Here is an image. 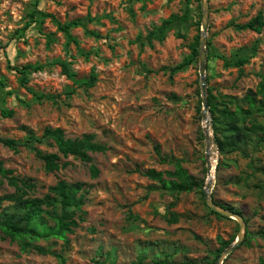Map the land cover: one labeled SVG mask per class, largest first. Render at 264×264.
<instances>
[{
  "label": "rangeland",
  "instance_id": "1",
  "mask_svg": "<svg viewBox=\"0 0 264 264\" xmlns=\"http://www.w3.org/2000/svg\"><path fill=\"white\" fill-rule=\"evenodd\" d=\"M260 12L264 16V0H209L206 78L214 96L242 99L257 90L264 75V28L259 34L236 26ZM75 20L87 25L71 28L77 43L67 46L59 24ZM160 30L163 41H148ZM201 34L198 0H0V137L24 143L51 127L71 139L94 134L107 146L105 153L91 154L100 170L92 178L90 165L80 159H62L69 166L48 173L34 148L15 152L0 143V162L16 176L32 179L34 196L46 195L61 180L84 184L85 196V204L74 210L79 221L74 233L33 242L46 254L23 251L0 232V264H62L57 254L64 264H203L216 258L223 241L237 239L239 221L212 214L203 194L209 180L207 124L199 56H192ZM223 58L248 63L226 66ZM59 60L70 63L74 79L53 65ZM28 64L43 69L30 71L23 85L15 68ZM92 72L98 80L87 87ZM3 110L14 116L4 117ZM251 119L264 124L263 115ZM256 143L253 136L241 145L247 157L229 155V165L214 171L213 200L239 210L247 220L244 238H251L223 264L264 259V148ZM34 147L57 152L48 143ZM212 158L214 170L221 159L215 143ZM176 163L203 187L171 193L143 174L173 172ZM13 191L4 180L0 197ZM3 208L13 206L4 202Z\"/></svg>",
  "mask_w": 264,
  "mask_h": 264
},
{
  "label": "trees",
  "instance_id": "2",
  "mask_svg": "<svg viewBox=\"0 0 264 264\" xmlns=\"http://www.w3.org/2000/svg\"><path fill=\"white\" fill-rule=\"evenodd\" d=\"M200 1V0H198ZM38 10L32 12L30 17L32 20L36 19ZM45 16V14H42ZM54 19V16H51ZM175 20L173 17L167 23ZM87 22L82 20H75L71 24L61 25L59 28L67 35V46L72 42L77 43V40L71 36L70 30L73 27L86 28ZM29 25V24H27ZM238 30H252L257 33H262L264 28V16L260 12L255 18L244 25H237ZM87 34L96 35V32L86 29ZM163 41L165 33L160 30L158 33H150L148 41L152 39ZM192 56L197 58L199 56V38L192 49ZM226 66L233 65L234 67L242 68L248 63L247 58H240L234 63L228 62L223 58ZM53 65H58L62 73L69 79H74L76 74L72 70L70 63L66 61H56ZM22 75V84L25 85L28 80V73L30 71H40L43 66H36L32 64L24 65L21 68H15ZM98 80L95 72H92L90 79L84 84L87 87H93ZM3 82L0 81V86ZM209 110L212 116V128L214 142L219 151L221 159L217 165V170L220 167L229 165V155L240 153L247 157L246 152L241 145L247 141L251 142L253 136L257 137L255 148H264V124L251 118L255 115L264 116V75H261V82L255 92L247 94L244 98L239 99L234 96L217 97L209 90L208 96ZM246 105V108L243 106ZM2 115L10 118L14 116L13 110H3ZM251 123L248 126L247 121ZM0 143L13 150L18 151L19 147L26 146L34 148L36 157L40 159L46 172L54 173L69 166L68 162H62V159L74 157L90 165L89 170L92 178H97L100 175V170L93 163L91 154L105 153L107 146L96 141L94 134H85L81 138L71 139L67 138L61 128L47 127L41 137L30 135L24 143H19L11 138L0 137ZM35 143H48L57 148V152L47 153L41 149L35 148ZM151 180L159 182L166 190L171 193H190L195 189H201L203 186L191 176L180 163L175 164L173 172H159L155 169H149L143 173ZM167 177V179L165 178ZM13 188V193L6 194L0 197V232L3 238H10L13 241H18L23 251L34 248L42 254L48 253L40 246H33V242L39 240H48L50 238L65 239L67 234L74 233L75 229L79 227V221L75 218V209H80L85 204L84 184L80 182L68 183L64 180L59 181L56 185L51 186L46 195L42 197L34 196L37 186L32 179L20 178L14 174L11 169H6L3 163L0 162V187L4 184ZM4 202L12 204V210L3 208ZM224 207V206H223ZM228 211L235 212L241 216L242 213L233 207H224ZM60 210V213L58 212ZM57 210V212H56ZM219 218H224L219 212L211 210ZM247 222V220L245 219ZM246 234L248 231L246 230ZM233 239L223 241L221 248L216 253V258L213 261H207L203 264H215L219 254L227 249L232 243ZM251 238H244L240 245H249ZM61 259V263H65L62 255H56ZM93 264H99L94 261ZM153 264H167L164 262H154ZM260 264H264V259Z\"/></svg>",
  "mask_w": 264,
  "mask_h": 264
},
{
  "label": "water",
  "instance_id": "3",
  "mask_svg": "<svg viewBox=\"0 0 264 264\" xmlns=\"http://www.w3.org/2000/svg\"><path fill=\"white\" fill-rule=\"evenodd\" d=\"M202 7V34L199 40V66H200V78H201V92H202V104H203V119L205 120L207 126L205 127V136L207 140V171L208 176H211V170L213 168L211 159H212V146L215 143L214 139L211 136L210 130L212 128V116L209 110L208 104V82L206 78V62H207V51H206V40L208 32V15H209V0H200ZM217 166H215V169ZM213 179H209L205 185L203 194L206 204L215 212H219L223 216L229 218L237 219L240 224V232L236 240L224 251L221 252L215 264H223L224 260L229 256L242 242L246 233V221L245 218L235 212L226 210L223 206L218 205L212 198V189Z\"/></svg>",
  "mask_w": 264,
  "mask_h": 264
},
{
  "label": "bare ground",
  "instance_id": "4",
  "mask_svg": "<svg viewBox=\"0 0 264 264\" xmlns=\"http://www.w3.org/2000/svg\"><path fill=\"white\" fill-rule=\"evenodd\" d=\"M212 161H213V158L211 159V163H212ZM212 166H213V164H212ZM214 171H215V168H214V170L212 168V170H211V176H210L209 179H213V177H214Z\"/></svg>",
  "mask_w": 264,
  "mask_h": 264
}]
</instances>
